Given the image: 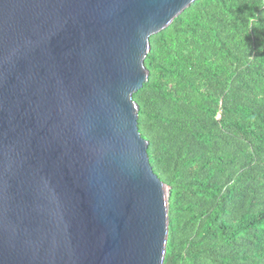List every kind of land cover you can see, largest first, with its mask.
Returning <instances> with one entry per match:
<instances>
[{"label": "water", "instance_id": "1", "mask_svg": "<svg viewBox=\"0 0 264 264\" xmlns=\"http://www.w3.org/2000/svg\"><path fill=\"white\" fill-rule=\"evenodd\" d=\"M198 0H0V264H165L171 188L134 95Z\"/></svg>", "mask_w": 264, "mask_h": 264}, {"label": "trees", "instance_id": "2", "mask_svg": "<svg viewBox=\"0 0 264 264\" xmlns=\"http://www.w3.org/2000/svg\"><path fill=\"white\" fill-rule=\"evenodd\" d=\"M262 3L198 0L151 37L134 100L171 188L165 264H264ZM256 12L259 27L237 39Z\"/></svg>", "mask_w": 264, "mask_h": 264}, {"label": "clouds", "instance_id": "3", "mask_svg": "<svg viewBox=\"0 0 264 264\" xmlns=\"http://www.w3.org/2000/svg\"><path fill=\"white\" fill-rule=\"evenodd\" d=\"M261 9H264V3L260 5ZM248 20L247 27H245L243 24L239 26V32L237 33V39L242 40L243 36L252 29L253 25L255 24L257 27H259L258 20L259 15L256 13H253L252 16L246 17ZM231 19V17H229Z\"/></svg>", "mask_w": 264, "mask_h": 264}]
</instances>
